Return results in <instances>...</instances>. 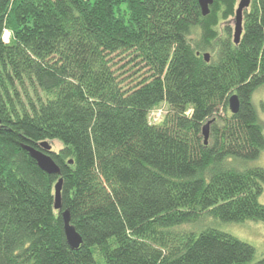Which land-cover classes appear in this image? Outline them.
Segmentation results:
<instances>
[{
  "label": "trees",
  "instance_id": "1",
  "mask_svg": "<svg viewBox=\"0 0 264 264\" xmlns=\"http://www.w3.org/2000/svg\"><path fill=\"white\" fill-rule=\"evenodd\" d=\"M236 4L214 0L204 17L198 0H0V264H264L204 223L264 222V168L252 165L264 0H251L238 45L219 32ZM118 59L138 78L122 79ZM42 142L62 145L60 176L24 148Z\"/></svg>",
  "mask_w": 264,
  "mask_h": 264
},
{
  "label": "rangeland",
  "instance_id": "2",
  "mask_svg": "<svg viewBox=\"0 0 264 264\" xmlns=\"http://www.w3.org/2000/svg\"><path fill=\"white\" fill-rule=\"evenodd\" d=\"M239 2L240 0H237L236 10L238 8ZM249 10L250 9H247L244 12V15ZM235 17H236V12L230 19H228L227 21H222L219 24V32L221 35L224 30L229 28L231 31V36L233 38L235 31ZM10 38H11L10 32L6 31L4 36L5 42H9ZM117 61H120L119 66H117L118 68L124 66L123 70H121L120 72L123 75L122 79H126L128 83L138 78V75L136 74L137 70H131V67L128 64H126V60L118 59ZM252 102L257 111L259 121L261 125L264 127V85L255 91V93L253 94ZM166 112H167L166 105H162L159 109L154 110L151 113V117H150L152 118V122L155 123V121H159V120H160L159 122H161L163 117L166 115ZM49 144L52 147V151L55 153L59 152V150L62 148V145L59 142H49ZM252 165L256 167L264 168V152L257 161L252 163ZM259 202L264 205V193L260 197ZM204 223L206 224L208 223L216 227V229L226 232L238 238L239 240L252 245L256 250L255 262L259 261L261 258L264 257V222L247 221L238 224V223H223L219 220L209 219V221L206 220V222L204 221ZM201 226H199V224L196 227L194 225H187L185 227H181L178 230L192 231V230H196L197 228H200Z\"/></svg>",
  "mask_w": 264,
  "mask_h": 264
},
{
  "label": "water",
  "instance_id": "3",
  "mask_svg": "<svg viewBox=\"0 0 264 264\" xmlns=\"http://www.w3.org/2000/svg\"><path fill=\"white\" fill-rule=\"evenodd\" d=\"M200 5L202 15L207 17L210 14V8L214 4V0H198ZM251 0H240L238 4V8L236 10L235 17V31H234V43L238 45L241 41L243 35V20H244V12L250 8ZM204 58L207 62L210 60V55L205 54ZM240 109V101L237 95H232L229 99V110L233 115H236ZM212 122H208L203 127V137L204 144L208 145L209 137H210V125ZM28 152L29 156L37 163L40 170L46 173L49 176H60L61 169L55 163L52 158V147L48 142H42L39 147H24ZM72 164V161L70 162ZM63 181L60 179L55 186V210L62 211V199H61V191H62ZM63 223H64V233L66 237V241L69 247L72 250H79L83 244L82 237L76 231L75 227L71 223V216L69 211H64L62 214Z\"/></svg>",
  "mask_w": 264,
  "mask_h": 264
},
{
  "label": "built area",
  "instance_id": "4",
  "mask_svg": "<svg viewBox=\"0 0 264 264\" xmlns=\"http://www.w3.org/2000/svg\"><path fill=\"white\" fill-rule=\"evenodd\" d=\"M5 40V39H4ZM151 121H152V118H151ZM160 121V120H159ZM159 121H155V123L159 122Z\"/></svg>",
  "mask_w": 264,
  "mask_h": 264
}]
</instances>
